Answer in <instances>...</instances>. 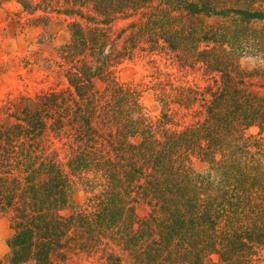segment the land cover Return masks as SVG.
<instances>
[{"label": "trees", "instance_id": "trees-1", "mask_svg": "<svg viewBox=\"0 0 264 264\" xmlns=\"http://www.w3.org/2000/svg\"><path fill=\"white\" fill-rule=\"evenodd\" d=\"M10 1L37 21L72 19L57 53L62 87L22 96L28 103L0 123L10 264H260L264 66L245 70L239 59L264 54V31L246 29L264 12L234 9L241 23L209 25L194 16L228 18L216 10L226 0ZM154 55L199 67L204 83H175L157 68L148 85L157 118L115 75ZM78 186L86 201L65 213Z\"/></svg>", "mask_w": 264, "mask_h": 264}, {"label": "rangeland", "instance_id": "rangeland-1", "mask_svg": "<svg viewBox=\"0 0 264 264\" xmlns=\"http://www.w3.org/2000/svg\"><path fill=\"white\" fill-rule=\"evenodd\" d=\"M234 9H248L252 13L258 10L264 12V0H257L254 5L251 0H226L216 10H229L228 18H223L221 14L213 11L209 13L210 16L201 14L194 18L198 19V22L200 19L206 21L209 25L220 24L224 19L231 18L232 25H237L243 18L233 12ZM71 20L64 15L53 14L49 22L37 21L33 15L24 12L17 2L0 0V123L13 119L9 117L8 108L11 105H14L12 108L16 110V103L19 102L21 106L28 103L24 98L20 99L22 96L34 98L44 90L62 87L64 78L58 76L56 60L59 48L71 38L68 25ZM246 29L253 37L254 32L258 34L259 30L264 31V18L246 19ZM153 58L155 63L149 62L151 58L148 57H136L134 61H126L115 75L121 83L142 91L144 112L151 118H157L161 114L162 104L154 89L148 86L151 75L157 68L164 74L170 73V78L175 83H204L203 71L199 67L180 68L163 56L154 55ZM263 58V53L246 52L239 59V64L245 70H252L260 65L264 66ZM250 131L257 132V128ZM195 167L204 170L207 165L196 159ZM86 198V191L80 186L76 187L64 212L71 213L81 208ZM140 210L142 212V208ZM12 234L9 215L0 209V264H10L8 241ZM81 264L102 263L86 259ZM260 264H264V257Z\"/></svg>", "mask_w": 264, "mask_h": 264}]
</instances>
